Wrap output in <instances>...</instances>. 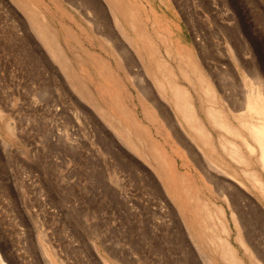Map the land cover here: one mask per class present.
<instances>
[{"label": "rangeland", "instance_id": "rangeland-1", "mask_svg": "<svg viewBox=\"0 0 264 264\" xmlns=\"http://www.w3.org/2000/svg\"><path fill=\"white\" fill-rule=\"evenodd\" d=\"M258 90L264 0H0V256L264 264V167L243 123Z\"/></svg>", "mask_w": 264, "mask_h": 264}, {"label": "bare ground", "instance_id": "bare-ground-1", "mask_svg": "<svg viewBox=\"0 0 264 264\" xmlns=\"http://www.w3.org/2000/svg\"><path fill=\"white\" fill-rule=\"evenodd\" d=\"M122 24V23H121ZM38 27H40V29L41 30H43V32H42V35H43V37L45 38V40H48V42H49V40L50 41H52V39H50V37H49V31H47V30H45L44 28H42L41 26H40V24H38ZM121 27V26H120ZM123 27V26H122ZM51 32V31H50ZM121 32L127 37V35H126V31H125V29L124 28H122V30H121ZM122 41V40H121ZM55 45H56V43H54ZM52 46V48H54L53 47V45H51ZM57 46V45H56ZM126 49H127V47H126ZM55 51H54V53L55 54H57V55H59L60 53H58L57 51H56V49H54ZM64 53V52H63ZM127 53V52H126ZM121 55V54H120ZM124 55V54H123ZM60 56V55H59ZM67 57V56H66ZM65 61V60H64ZM65 66H66V63H65ZM67 67V66H66ZM69 67V66H68ZM172 74L170 73V76H171ZM172 77V76H171ZM170 82L172 83V85H171V92L173 93V96H172V100H173V104H174V106L177 108V110L179 111V114L185 119V121L191 126V128H192V130L193 131H196L200 136H201V140L202 141H204V142H206V140H210L209 139V136H211L212 134L210 133V131H208L207 129H205V127H203V125H202V122H201V118L199 117V115H198V111H197V109H196V106H195V104H194V101H193V94L191 95V93H190V91L188 90V88L186 87V86H184V85H182V84H178L175 80H174V78L172 79V80H170ZM84 83V82H83ZM168 94V93H167ZM165 96H167L166 94H165ZM243 100V99H242ZM245 102V101H244ZM241 103V102H240ZM244 104V103H243ZM242 103H241V106L243 105ZM246 104V110H245V114L247 113V117H245L246 119L244 120V124H245V126L248 128V131H249V133H250V135L252 136L251 138H253V140L251 139L250 141L248 140L247 141V144H248V146L250 147V149H251V151H254L255 150V147H256V145H257V147L260 149V152H261V154H260V160H261V162L260 163H262V166L264 167V95L262 94V92H260L259 90L258 91H254L253 93H251V94H249V97H248V99H247V103H245ZM240 110V109H239ZM212 111V110H211ZM105 112V111H104ZM242 113V112H241ZM240 114V113H239ZM258 116V118H259V120H258V118H256L255 116ZM240 116V115H239ZM241 116H242V114H241ZM246 116V115H245ZM212 117L216 120V121H218V123H220V124H222V125H224V126H227V127H232L231 126V124L224 118V117H218V116H216V115H214V113H212ZM254 117L257 119V120H254ZM244 118V117H243ZM111 119H115V120H117L114 116H112L111 117ZM234 127V126H233ZM246 128V129H247ZM229 129V128H228ZM239 132V131H238ZM241 136H242V134H241ZM248 136V135H247ZM249 137V136H248ZM250 138V137H249ZM245 142H246V138H245V136L242 138ZM228 147L230 148L229 149V152L230 151H237V152H239V150H236V149H239L237 146H236V144H235V142H233V141H231L229 144H228ZM189 149V148H188ZM193 150V149H192ZM190 151V150H189ZM254 153V152H253ZM194 155V154H193ZM209 162V161H208ZM212 164H214V163H212ZM217 166V165H216ZM218 168V167H217ZM224 171V170H223ZM253 171V170H252ZM223 173H225V172H223ZM253 173H255V172H253ZM256 175V174H255ZM259 176V175H258ZM257 177V176H256ZM257 181H258V183L260 184V185H262V186H264V181L260 178L259 179V177H258V179H257ZM224 223V222H223ZM224 225H225V223H224ZM226 240V239H225ZM226 241H228V240H226ZM225 241V242H226ZM222 244H223V242H222ZM225 244V243H224ZM223 244V245H224ZM227 244H229V243H227L226 242V246H227ZM225 246V245H224ZM223 246V247H224ZM226 246H225V248H226ZM230 247H233V246H230ZM228 249H229V246L227 247ZM227 249V250H228ZM233 251H234V248H231ZM230 249V250H231ZM226 249H224L223 248V251H225ZM232 250L230 251V252H228V253H230L229 254V256H227V257H229V258H231L232 256V254H231V252H232ZM258 251V250H257ZM259 252V251H258ZM225 253H227V251L225 252ZM224 253V254H225ZM234 253V256H235V253L236 252H233ZM256 253V252H255ZM236 255H238V254H236ZM256 255V254H255ZM239 256V255H238ZM257 257H258V255H256ZM256 257V258H257ZM0 258H1V260H2V262H3V264H7L4 260H3V258L0 256ZM259 258V257H258ZM228 259V258H227ZM239 259H241L242 260V258L241 257H239L237 260L236 259H234L233 258V260L235 261L236 260V262H238V263H240L241 264V261L239 260ZM259 260H262L263 261V259H261V257H260V259ZM229 261V260H228ZM230 261H232L231 259H230ZM230 261H229V263H230ZM233 261V262H234ZM235 263V262H234ZM237 264V263H236Z\"/></svg>", "mask_w": 264, "mask_h": 264}]
</instances>
